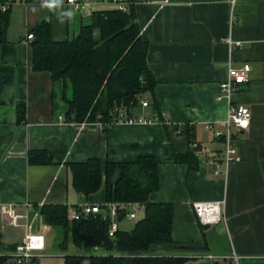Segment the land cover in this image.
Returning a JSON list of instances; mask_svg holds the SVG:
<instances>
[{
  "label": "crops",
  "instance_id": "1",
  "mask_svg": "<svg viewBox=\"0 0 264 264\" xmlns=\"http://www.w3.org/2000/svg\"><path fill=\"white\" fill-rule=\"evenodd\" d=\"M141 35L149 43L147 62L157 79L156 94L164 122L114 123L106 133L100 123H71L66 115L65 84L48 72L34 70L33 44L27 37L42 21H50L56 42L76 38L94 14L117 9L91 5L71 11L60 23L57 11L42 3H18L10 15L6 43L0 47V207L14 206L29 212L19 227L0 212V256H13L29 232L45 236L46 254L35 264H66L67 256L105 254L88 243L77 248L70 240L68 252L58 247L61 234L37 223L45 205L104 206L107 162H135L144 156L159 162L160 189L151 203L175 205L174 247L157 249L158 255L189 258L187 264H264V0H132ZM33 8L36 10L33 11ZM252 67L232 101L251 109V126L237 131L234 140L238 161L222 164L215 175L208 160L190 171L174 161L173 149L187 154L192 144L185 130L195 129V143L223 153V140L208 130L227 120L230 101L219 100L220 84L229 67ZM19 108L26 111L19 122ZM140 108L135 117H151ZM48 152L53 164H31L30 154ZM99 159L103 163L101 190L85 199L73 186L69 164ZM121 172L113 178L117 181ZM196 202H221L223 221L204 229L194 211ZM131 205L129 210L144 212ZM38 209V210H37ZM138 217V214H137ZM41 220V217H38ZM133 221L124 220L125 230Z\"/></svg>",
  "mask_w": 264,
  "mask_h": 264
},
{
  "label": "trees",
  "instance_id": "2",
  "mask_svg": "<svg viewBox=\"0 0 264 264\" xmlns=\"http://www.w3.org/2000/svg\"><path fill=\"white\" fill-rule=\"evenodd\" d=\"M6 0H0V47L6 43L12 7L2 11ZM39 3V0H23ZM130 12L119 9L99 11L94 22L84 26L79 35L63 42L52 37L50 21H42L32 33L33 66L37 72H48L53 80L65 84V100L70 107L66 115L71 123H100L104 131L120 123L115 109H125L128 118H136L135 111L149 102L151 117L164 122L156 94L157 79L147 62L149 43L141 35L135 7ZM26 111L19 108V122L25 121ZM195 129L185 130L190 144L195 142ZM174 161L186 164L190 171L201 168V162L192 149L182 154L173 149ZM31 164H53L48 152L30 154ZM75 190L85 199L98 193L103 182V163L90 159L84 163L69 164ZM117 170L121 175L113 178ZM160 189L159 162L144 156L135 162L106 164V202L119 204V219L126 220L131 205L144 207V217L130 231L120 229L110 237V217L91 215L80 221H70L67 205H45L39 208L46 226L57 230L62 239L60 250L68 252L70 240L77 248L88 243L105 254L95 256H67L66 264H187L189 258L158 255L157 249L174 247L175 205L151 203L149 197ZM38 210V209H37ZM0 264H17L15 256H0Z\"/></svg>",
  "mask_w": 264,
  "mask_h": 264
},
{
  "label": "built area",
  "instance_id": "3",
  "mask_svg": "<svg viewBox=\"0 0 264 264\" xmlns=\"http://www.w3.org/2000/svg\"><path fill=\"white\" fill-rule=\"evenodd\" d=\"M18 3H26L23 0H6L2 5V11L7 12L11 7ZM43 3V0H39ZM63 4L70 5L77 11H85L91 5H108L115 6L123 12H130L131 2L128 0H63ZM34 40V34L30 33L27 37V42ZM252 67L250 64H245L241 68L229 67L228 79L220 84V94L218 99H227L230 101V109L227 120L218 125L211 123L208 125V130L212 132L215 137L223 140L225 149L223 153L210 151L201 148L197 143L192 144V149L196 150V155L200 160H208L213 167L215 175L223 174L222 164L229 166L232 162L238 161V154L234 146L235 136L237 131L247 130L251 126L252 112L247 106L234 103L232 101L233 95L238 91L241 84H245L250 79ZM143 108L149 107V102L142 101ZM115 112L120 119V123L128 124H156L162 121L158 117L141 116L136 118H128L125 109L116 108ZM137 209H144L143 206H134ZM195 214L202 226H216L223 221V211L221 202H196L193 205ZM119 204L107 203L104 206L84 204L78 208H69L70 221H80L83 218L96 214H104L112 220V226L109 231L110 237H114L120 230L121 220L118 212ZM33 209L31 204L27 205V213L21 214L14 206L3 205L0 207L2 215L9 217L12 225L19 227L21 220H27V229L31 231L29 223V212ZM138 210L129 211L127 220L135 221ZM46 250L45 236L29 232L23 243L20 244L14 253L17 264H35V259L41 258L42 253Z\"/></svg>",
  "mask_w": 264,
  "mask_h": 264
},
{
  "label": "clouds",
  "instance_id": "4",
  "mask_svg": "<svg viewBox=\"0 0 264 264\" xmlns=\"http://www.w3.org/2000/svg\"><path fill=\"white\" fill-rule=\"evenodd\" d=\"M63 0H43L41 7L57 11V18L60 23H64L65 19H71L73 13L71 11H64L62 8ZM36 9L33 8V11Z\"/></svg>",
  "mask_w": 264,
  "mask_h": 264
},
{
  "label": "rangeland",
  "instance_id": "5",
  "mask_svg": "<svg viewBox=\"0 0 264 264\" xmlns=\"http://www.w3.org/2000/svg\"><path fill=\"white\" fill-rule=\"evenodd\" d=\"M15 5H17V4H15ZM137 214H138V218H137L135 221H133V223H130L127 227H125V228H124L125 230H127V231L132 230L133 227H134V225H135V223H136L138 220H140V219H142V218L144 217V212H142V211L138 212ZM37 215H38V217H39V216H40V213L38 212ZM38 217H37V223H38L40 226H45V224L43 223L42 218H41V220H38ZM84 245H85V244H83V246H84ZM83 246H82V247H83ZM85 247L87 248L88 246L85 245L84 248H83V251L86 250ZM46 253H47V252H46V250H45V252H43L41 256L44 257V255H45Z\"/></svg>",
  "mask_w": 264,
  "mask_h": 264
},
{
  "label": "water",
  "instance_id": "6",
  "mask_svg": "<svg viewBox=\"0 0 264 264\" xmlns=\"http://www.w3.org/2000/svg\"><path fill=\"white\" fill-rule=\"evenodd\" d=\"M210 228V226H204V229H209Z\"/></svg>",
  "mask_w": 264,
  "mask_h": 264
}]
</instances>
